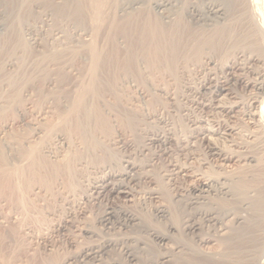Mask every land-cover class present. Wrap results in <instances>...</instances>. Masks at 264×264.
Returning <instances> with one entry per match:
<instances>
[{
  "label": "rangeland",
  "instance_id": "obj_1",
  "mask_svg": "<svg viewBox=\"0 0 264 264\" xmlns=\"http://www.w3.org/2000/svg\"><path fill=\"white\" fill-rule=\"evenodd\" d=\"M65 1L0 0V26L1 24L4 26V28L2 26L0 27V33L7 30L10 25L15 26V28L18 27L20 32L17 30L20 35L17 34L15 37L11 36V39H6L5 41L7 43L6 46L12 47L16 43V45L18 44V48L11 50L8 47L5 51L1 49L0 45V148H3L4 152L7 151L6 153L8 154H17L16 151L18 149H24L26 159L20 164H23L35 152L43 155L46 158V162H49L48 164H56L67 157H72L79 153V151H83L80 140L76 138L72 140L67 139L65 132L62 135L58 134V137L55 136L57 134L47 136L48 134L45 133L46 126L50 124L51 120H55V117L52 114V110L47 106H45L46 108L43 107V112H35L30 108V103L37 98L33 96V93L41 90L43 98L47 92L53 88L56 89L57 85H61L60 88L69 90L76 88L81 82L83 84L87 81L89 75L87 65L90 63L88 51L90 49L98 51L106 49L108 45L115 44L116 47H121L120 49L123 51L127 45L126 39L118 34L114 28L115 23H113L122 17V12L117 7L122 0H84L81 6L82 19H85L83 25L76 24L72 20L70 13L63 14L57 10L56 6L62 5ZM143 1L144 3L141 5L138 4L139 8L137 7L133 12L138 13L140 12V8L147 7L151 16H160L151 7L150 2L148 3L149 0ZM257 1H259L258 4L261 2L263 7L259 5L264 12V0ZM241 4L243 6L245 5L248 10L251 9V6L253 7V4L250 5L247 0H242ZM181 20L186 25L188 24L187 27L189 26L192 29L194 32L192 34H195L199 40L202 39L200 42L204 45L200 46V50L196 54L188 50L186 52L187 58L179 62V68L175 74H159L157 72H152V74L149 69L145 68L138 74V77L140 76L139 78H144L141 82L138 79L131 78L128 82L120 81L119 84L121 82L122 84L118 85L116 94L121 99V113L129 115L133 111L131 114L136 127L131 130L130 128H124V125L112 113L108 116V122L112 127L111 135L107 138H101L102 144L100 148H104V151L109 156L107 154L101 155L100 153H94L92 154L93 156L90 155L87 161L75 165L76 171L73 179H57L54 184L55 186L50 191L34 186L29 194L30 196L28 195L30 202L28 212L25 211L24 214L5 207L4 203L0 202V232L4 231L3 233H5L11 228H14L18 239L22 240L24 237L27 239L24 238L22 240V246L19 252H10L5 260L0 259V264H61L64 256L65 258L69 255L73 256L80 248L100 246L108 241L112 242V246L109 247L110 249H107L105 254L101 255L100 260L102 264H129V252L137 256L140 264H159L157 262L158 257L162 253H170V246L176 243L181 244L185 250L172 255L171 259L173 264H219V259L228 264H239L240 262L235 261L237 259L241 260V258L243 261L241 264H258L257 258L264 251V233L261 234V231L254 233V237H258L255 242L248 241L247 239L243 245L241 244L242 246L238 247L239 245L237 246L234 242L229 244L228 241L220 240L213 233V230L207 226L205 227L204 224L201 225V233L211 236V241L204 243H198L194 237L181 234L178 230L181 225L180 219L182 216L189 214V212L193 213L194 211V213L198 212L202 214L205 210L215 209L219 210V215L233 207V204L224 200L222 196L210 195L197 208H188L186 201L191 196V191H189L192 188L191 186L209 177L213 179L226 178V181L233 182L232 184H235L239 188V186L244 184L243 181L247 178L246 174L253 173L250 169L252 167L245 165V161H240L238 156H234L228 162L216 159L213 156H208L206 153V145L216 142L219 147H222L223 143L220 140L222 136L228 134L230 135L229 138L234 142H244L243 144L248 146V149H251L257 157L262 152L256 147L258 144L264 145V131L256 127L251 119L242 114L244 108L241 105L243 104H236V106L233 104L236 101L239 103L241 101L242 103V101L248 100L249 102L250 98L248 97H251L253 94V89L239 82L236 83L237 85H234L235 82L233 81H235V77H240L244 71L239 69V66L234 63L231 57V55L233 56V47L230 46L232 44L219 47L216 45V48L213 46L212 49L206 44L207 38L212 36L220 27V23L212 22L209 25H196L185 17L181 18ZM23 42H26L25 45L28 43L31 49L28 62L31 61L30 59L32 61L34 59H45L40 65L34 66L35 68L32 67L33 69L30 66L27 70V75H24L20 79L17 77L16 84L11 86L10 82H13L11 77L14 74L13 71L16 66L21 64L23 57L20 46L24 44ZM243 43L247 45L248 40L240 39L236 46L244 45ZM49 49L52 52L54 49L55 51L56 49H65L62 55L64 56L63 61L59 63L45 62L49 57L43 56V53ZM73 55L76 56L73 57ZM209 56H212L211 63L206 62ZM4 60H9V63L3 65ZM227 63L231 67L228 66L226 68ZM256 64L261 65L259 62H255L253 64L254 69L258 66ZM59 68H62V71L65 70L64 74H69L66 78L67 80L64 79L63 82L58 80L57 72ZM227 72L228 74H226ZM224 73L231 78L232 82H224V78H222V74ZM243 75L244 77L248 76L245 73ZM42 77H45V81L41 79ZM218 78L223 80L220 83L223 91L213 96L208 89ZM202 83L204 84L203 87L200 86ZM208 97L213 99L211 101L213 107L206 106L209 103ZM37 99H41V97ZM104 102L108 104L112 103L113 98L106 96ZM220 103L225 106H234L231 107L232 109L214 107L220 106ZM54 122L52 121V123ZM208 122L209 124H207ZM206 128L211 129L213 132L206 131ZM165 129L171 132L169 134L171 140L166 146L173 149V151L168 153V155L159 152V156L150 161L152 151L148 149L143 150L142 143L147 137L153 136L154 132L158 134ZM199 130H202L203 133L200 134ZM21 133L23 134L22 140L17 136ZM190 133L195 138L187 136ZM246 133L248 136L242 135ZM252 134H254L253 137L251 136ZM118 140H121V143H118ZM187 144L188 147L186 150L179 151L180 148L182 149ZM253 145L256 147L253 148ZM48 147L56 151V155H48L46 152ZM230 147L233 148V146ZM235 148V150H239V148ZM32 149L33 151L29 152ZM190 152L192 155L189 154ZM106 155L110 157L111 169L115 173L119 169H123L122 167L128 165L125 161H132L136 164V167L129 175L143 172L149 176L143 178L138 183L134 181L129 184L128 189H123L126 193L118 192L120 189L114 191L112 190L111 183L117 180L118 176L114 180L107 178L103 182L98 181L110 168L102 164L106 159ZM169 158L174 160L173 162L176 161L181 165L188 166L187 171H180L179 168L175 169V171L178 170L179 172L175 174L173 181H169L161 176V174L165 173L162 169L164 165L168 164L166 160H169ZM67 181L68 183H66ZM93 184L94 187L91 186ZM99 184L107 186L103 192L102 189L98 191V188L95 187V185ZM175 186H179L180 188H175ZM148 189H156L157 193L150 196L147 192ZM94 191L102 192V195L98 197L99 195L95 194ZM176 192L181 196L175 201ZM93 196H96L98 199L96 197L94 199ZM160 206L169 209L168 220L175 228L173 232L169 233L172 235L171 241L165 246L156 244L147 233V229L165 233V221L162 219L159 220L155 216V209ZM107 207L114 209L117 216H119L118 219L123 218L122 215L124 213L133 214L136 217V224L132 228L130 227V229L129 227L118 224L116 220H111L109 223L102 222L101 218ZM67 211L70 212L68 216L65 213ZM10 212L12 213L9 214ZM37 212L39 214L38 216ZM239 213L240 215L241 213L244 215V212ZM196 218L200 222H203L201 221V216L198 218L196 215ZM228 220H226L227 224L231 225L233 222V226H237L242 221L241 219L238 222H234L232 218H228ZM118 221L124 222L123 219ZM61 225L65 227L63 229L64 233H59ZM85 229L89 232L85 233ZM207 229H209L208 234ZM223 252L228 256L220 255ZM151 259L152 261H149ZM233 259H235L234 262Z\"/></svg>",
  "mask_w": 264,
  "mask_h": 264
},
{
  "label": "bare ground",
  "instance_id": "obj_2",
  "mask_svg": "<svg viewBox=\"0 0 264 264\" xmlns=\"http://www.w3.org/2000/svg\"><path fill=\"white\" fill-rule=\"evenodd\" d=\"M45 1L49 2L51 0H45ZM247 1H249L250 5L253 4V7L251 6V9L249 10L248 8L245 7V5L243 6L241 4L242 0H149L148 3L150 2L151 7L156 10L158 15H160L159 17L156 16L153 17L151 16L147 7H142V9L140 8L139 9L140 12H138L137 10L138 13L133 12V10H135L138 7V4L141 5L142 3H144L143 0H122V2H120V4L117 6L122 12V17L120 18V20H117L113 23H115L114 28L116 29L118 34L126 39L127 41V45L125 44L126 48H124V50L122 51L120 49L121 47L118 48V46L116 47L115 44H112V45H108L106 49H102L98 51L94 49L93 50L90 49L88 51L90 57V63L87 65L89 75L85 83L82 84L81 82L79 86L77 85L76 88L72 90L62 87L60 88L61 85L60 86L57 85L56 89L53 88L49 92L46 91L48 95L45 94L43 98H42L41 90L35 91L33 93V96H36L37 98L41 97V99L36 98L31 103L29 102L31 104L30 108H32L33 111L35 112L37 111L43 112L42 109L45 106L49 107L52 110V114L54 115L55 120H51L50 124L46 126L45 133L48 134L47 136L57 134L55 136L58 137V134L62 135V133L65 132L66 134L65 137L67 139L72 140L76 138L80 140L82 146L81 148H83V151H79V153L73 155L72 157L71 156L67 157L66 159L56 164H48L49 162L48 163L46 162V158L43 157V155H40L39 153L35 152L32 153L31 156L23 164H20L26 159V153L24 149L20 148L17 151L15 150L17 154H12V153L8 154L6 153L7 151L4 152V149L0 148L3 149L0 150V202H3L5 207L14 209L17 212L19 211V213L24 214L25 211L28 212L30 205L28 198L34 186H36L37 188L39 187L41 189L44 188L50 191V189L53 186H55L54 184L56 183L57 179L59 178H63V179L66 178L68 180L73 179L74 173L76 171L75 165L80 164L83 161H87V158L90 157V155L94 153L95 154L100 153L101 155H105V154L108 155V153L104 151L105 149L104 148L101 149L100 147L102 144L101 138L102 137L107 138L110 137L111 135L112 127L108 122V116L111 115V113L116 117V119H118L119 122L122 123V125H124V128L125 127L130 128L131 130L134 129V127H136V125L134 124L135 122L133 121L134 119L131 114L133 111L129 115L127 114L124 115L123 113H121V109H122L121 108L122 105L120 103L121 99L120 96L116 94L118 85L122 84V82L121 84H119L120 81L128 82L130 78L135 80L138 79V81L141 82L144 78H139L140 76L138 77V74L142 71V69L145 68L149 69L151 71L150 73L157 72L159 74H165V73L175 74L177 69L179 68L178 67V65L180 64L179 62L184 61L187 58L186 52L188 50H191V52H194L195 54L198 53V51L200 50V46L204 45L201 44L202 42H200L202 39L200 38L201 40H199V38L195 34H192L194 32L192 31V29L189 28V26L187 27L188 24L186 25L185 23L182 22L181 18L183 17L187 18L191 23H194L196 25L197 24L209 25L212 22L217 24L220 23V27L212 34V36L207 38L206 44H208V47L211 49L213 46L215 47L216 45L217 47H219V46H224L226 44L229 45L232 44L230 45L233 47V56L231 55V57L233 58L234 63H236L239 66L240 70H243L244 73L248 75L244 77L243 75L244 73H243L240 75V77L236 76L235 81H233L235 82L234 85L239 82V83H243L244 86H249L251 87V89H253V94L251 95V97H248L250 98L249 102L248 100L242 101V103L241 101L240 103L236 101L235 103L233 102V104H235V106L236 104L237 105L243 104L241 105L244 108L242 114L246 115L247 118L251 119L253 121L252 123H255L256 127L264 131V12L263 10H261L262 8H260V5L262 6L261 2L259 3L260 4L259 5L258 4L259 1L257 0H247ZM83 2L84 0H66L65 3H63L60 6L59 5L56 6V8L57 10L61 11L63 14L70 13V16H72L71 17L72 20H74L76 24L83 25L85 21L84 18L82 19L81 6ZM2 28H4V26H2ZM17 30L19 32L18 27L15 28V26L10 25L7 30L0 33L1 49L5 51L7 50L9 46H6L7 43H5V41L6 39H11V36L15 37L17 34H19L20 32L18 33ZM240 39L248 40V44L246 45L243 43L244 45H240L239 47H237L236 46L237 42H239ZM40 40L43 41L42 39ZM25 43L20 45L23 53L21 51L20 52L22 53L23 57L21 60V64L16 66L13 71L14 74L11 76L13 82H10L11 86L16 84L15 82H17L18 80L17 77L20 79L24 75H27L26 73L30 66L32 68L34 66L40 65V63H42V61L45 59V58H42V60L34 59V61L30 59L32 62L31 61L28 62L29 60L28 58L31 55L30 54L31 49L28 43L27 45H25ZM17 45L15 43L13 44L12 47H9V49L13 50V48L14 49L18 48ZM65 49H61V50L56 49V51L54 49L53 52L50 51V49L47 50L46 52L43 53V56L49 57V59H46L45 62L59 63L60 61H63L64 56L62 55L64 54ZM73 51L72 53H74ZM4 55L6 54L4 53ZM75 56L73 55V57ZM211 57L212 56H209L206 62L211 63V59H212ZM9 60L7 61L4 60L3 65H5V63L6 64L9 63ZM255 62H259L261 63V65L256 64L258 66H256L254 69L253 64ZM228 66L231 67V65L227 63L225 67L227 68ZM62 70H63L62 68H59L57 75H58V80L63 82V80L66 79L69 74L68 75H66L67 73L64 74L65 70L64 71ZM226 74H228V72ZM226 74L225 73L222 74L223 75L222 78H224L225 83H229L231 81V78L229 76H226ZM250 74L253 75V77H251ZM14 75L15 77H13ZM41 79L45 81V77H42ZM221 81L223 80L219 78L216 79L214 84L208 89V91L213 96L214 94L221 93V91H223V89L220 86ZM203 85L204 84L202 83L200 86L203 87ZM106 96H111L113 98V102L109 104L107 102H104ZM211 101H213V99L209 98V103H207L206 106L208 105L209 107H213ZM232 106L234 105L225 106L221 104L220 106H214V107H221L222 109H226V108L232 109L231 108ZM249 119L248 121H250ZM52 121L55 122L52 123ZM207 124H209V122ZM114 125L116 126V124ZM209 128L211 127L209 126ZM36 131L34 132L36 133ZM206 131L211 132L212 130L206 128ZM199 133L202 134L203 131L199 130ZM169 134H171L170 130L165 129L158 134H155L154 132L153 136L147 137L143 141L142 143L143 150L148 149L149 151H152L150 161L156 159V157L159 156L158 155L159 152L168 155V153L173 151V149L168 148L166 146V144L169 143V141L171 140ZM242 135L248 136L247 133ZM253 135L254 134H252L251 136L253 137ZM17 136L19 137L20 140H22L23 138L22 133ZM187 136L194 137L193 134L191 133ZM229 137L230 135L226 134V136H222V139L220 140L223 143L222 147L224 148L219 147L216 142L213 143L211 141L212 142L211 144L206 145L207 148L206 153L208 154V156H213L216 159H220L225 162L230 161V159H232L234 156H238L240 161L241 160L245 161V165L252 167L250 169L253 171V173L246 174L247 178H245V180L243 181L244 184L239 186V188L235 186V184L233 185L232 184L233 182L231 183L226 181V178L213 179L209 177L208 178L206 177L201 182L196 183V185L194 186H191L192 188H190L189 190L191 191V196L188 197L189 199H187L186 201V205L188 206V208L189 207L197 208V206L200 205L201 203H204L205 202L204 199H206L210 195L222 196L224 200H227L231 204H233V207L232 209L226 210L224 212L221 211L222 213L219 215H218L219 210H215V209L205 210L203 211L202 214L197 212L199 215L197 213H194V211L193 213L189 212V214L182 216V218L180 219L181 225L180 228L178 227L179 228L178 230L180 231L181 234H184L189 237L190 236L194 237V239H196L198 243L199 242L204 243L207 241H211L210 235H203L201 233V225L204 224L205 227L207 226L208 228L212 229L213 233H215V235L219 237L220 240L228 241L229 244L234 242L236 243L237 246L239 245L238 247H240L243 245L245 241H247V239L248 241L255 242L258 239L257 236L254 237L255 232L261 231V234L264 233V222H263L264 221V145L258 144L257 147L253 145L254 146L253 148L255 147L257 149L259 148L260 152H262V154L257 157L255 156V153H253L251 149H248V146L243 144L244 142L243 143L237 141L234 142ZM59 141H61V139H59ZM118 143H121V140H118ZM230 146H233V148H231ZM187 147L188 144L182 147V149L180 148L179 151L180 150L184 151L187 149ZM235 147L239 148V150L238 149L235 150L236 149ZM35 148L37 149V147ZM31 151H33V149L30 150L29 152ZM46 152L48 153V155L51 156L56 155L57 153L56 151L50 149L49 147L46 149ZM189 154L192 155L191 152ZM107 155L105 161L103 160L104 162L102 164L110 168L107 172H105L102 175L101 178H99L100 180L98 181L103 182L104 180H107V178H111L114 180L118 176L117 180H114V182L111 183L112 184L111 187L113 188L112 190L115 191L116 189H120L118 192L126 193L124 190L125 188L127 189L129 188V184H131L134 181H137L138 183L143 178L149 176L147 173H143V172L139 174L135 173L129 175L131 171L136 167V164L132 161L129 162L125 160L124 161L127 162L128 165L122 167L123 169L121 170L119 169L117 173H115L111 169V165H110L111 159L110 157H108L109 155L108 156ZM166 161L168 164L164 165L162 171L165 173L161 174V176L165 177L169 181H173L175 174L179 172L178 170L175 171V169L179 168L180 171L188 170V166L186 167L184 165H181L176 161L173 162L174 160H171L170 158L169 160ZM170 167L172 168L170 169ZM66 183H68V181ZM170 185L174 186L173 184ZM91 186L94 187V184ZM95 187L98 188V191L99 189H102L103 192V190H105L107 186L106 185L102 186V184L101 185L99 184V185H95ZM175 188H180V187L175 186ZM102 192L94 191L95 194L99 195L98 197L102 195ZM147 192L150 194V196L157 193L156 189H148ZM179 196L181 195L178 192H176L175 201L179 199L178 198ZM94 197L96 196H93V198ZM198 210L200 209L198 208ZM169 212H170L169 209L164 206H160L157 209H155V216L159 220L161 219L164 220L166 223L165 233H162V231L161 233H159L155 230L147 229L148 235H150L151 239L158 245H164V246L167 245V243L171 241L170 239L172 236L169 233L173 232V229L175 230L174 226L168 220ZM239 212H244V215L242 213L240 215ZM11 213L12 212H10L9 214ZM65 213L68 216V213L70 212L67 211ZM38 215L39 214L37 212V216ZM196 215L198 216V218L201 216L202 219L201 221L203 222H200L196 218ZM122 217L123 218L120 219H123L124 222H119L118 221L120 220L118 219L119 216H117L114 209L111 207H107L103 217L101 218V221L109 223L111 220L113 221L116 220L118 224H121L129 228L130 227L132 228L137 222L136 217L133 214L130 215L124 213ZM228 218H232V221L234 220V222H238L241 219L242 221H240L237 226H233L232 225L233 222L231 223V225L227 224L226 220H228ZM64 228L65 227L61 225L59 233H62ZM208 230L209 229H207V234L209 232ZM3 232H0L1 260H5L7 255H9L10 252L12 251L14 253L19 252V249L22 246V240L24 238L26 239V237H24L22 240L18 239L16 237V230L14 228H11L5 233ZM84 232L88 233L89 231L85 229ZM110 246H112V242L108 241L101 244L100 246L80 248L73 256L69 255L66 258L64 256V259H62L63 260L62 263L61 262L60 263L61 264H102L100 257L101 255L105 254V252ZM183 250H185V248L181 244H177V243L172 244L170 246V253H162L161 255L159 254L160 256L158 257L157 262L159 264H173L171 259L172 255L183 252ZM220 255L228 256L224 252L220 253ZM33 258L35 259V257ZM234 260L235 259H233V262ZM257 260H258L257 262L258 264L259 263L264 264V251L259 254ZM128 261L129 264H140L139 260L137 259V256L131 252L128 253ZM149 261H152V259ZM237 261L238 263L240 262L239 264L243 263L242 258L241 260L237 259L235 262ZM218 262H220L219 264H228L227 262L223 260L221 261L220 259L218 260Z\"/></svg>",
  "mask_w": 264,
  "mask_h": 264
}]
</instances>
